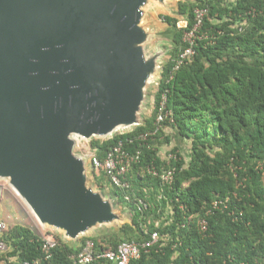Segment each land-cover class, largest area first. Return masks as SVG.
Returning <instances> with one entry per match:
<instances>
[{"label":"trees","instance_id":"obj_1","mask_svg":"<svg viewBox=\"0 0 264 264\" xmlns=\"http://www.w3.org/2000/svg\"><path fill=\"white\" fill-rule=\"evenodd\" d=\"M198 7L209 8L202 29L208 37L198 40L191 61L175 69ZM164 21L174 28L173 46L151 115L130 131L91 141L102 162L120 140L127 150L141 151L127 174L128 190L116 187L103 169H94L96 184L128 211L131 221L84 235L74 245L57 235L50 260L43 259L42 237L29 225L15 223L0 229L3 252L14 258L11 264H72L71 256L88 239L103 251L123 241L145 242L154 231L162 236L163 247H153L133 264H264V0H182L178 16L166 15ZM161 111L171 117L154 136L139 139L157 129ZM166 126L190 141L189 160L178 145L171 150L178 160L168 164L161 156V146L172 142ZM174 166L171 185L150 172L151 167L162 172ZM228 196L229 208L214 210L207 217V232H201L198 220L213 201ZM141 200L147 209H139Z\"/></svg>","mask_w":264,"mask_h":264},{"label":"water","instance_id":"obj_2","mask_svg":"<svg viewBox=\"0 0 264 264\" xmlns=\"http://www.w3.org/2000/svg\"><path fill=\"white\" fill-rule=\"evenodd\" d=\"M169 1L0 0V179L65 239L120 220L77 141L142 123L166 54L146 13Z\"/></svg>","mask_w":264,"mask_h":264},{"label":"built area","instance_id":"obj_3","mask_svg":"<svg viewBox=\"0 0 264 264\" xmlns=\"http://www.w3.org/2000/svg\"><path fill=\"white\" fill-rule=\"evenodd\" d=\"M196 22L194 26L185 32L184 40L187 42V47L180 51L177 58H175V69H179L181 66L185 65L191 61L196 55L195 47L198 44V40L208 37L207 32H203V26L206 18L209 16L208 7H198L195 10ZM166 96H164L162 102V110L165 109ZM167 117H171V112L165 111L160 112L157 118V129L155 131H147L141 133L138 138L142 140H147L149 136H154L156 132L162 127L163 122ZM131 142L134 139H130ZM89 140L79 139L77 141L76 149L89 157L93 169L101 170L103 169L107 176L110 178L111 182L118 188L123 190H128L130 188V182L128 181L127 174L129 172L132 164L138 162L142 155L140 150L135 152L127 150L125 148V143L120 140L117 145L108 153L105 161H101L95 150L88 144ZM167 163H171L172 160H178L179 156L177 153L169 152L165 157ZM177 167L165 168L162 172L157 170L155 167L150 168V172L156 176H160L163 183L171 185L175 181ZM127 200H130L128 194L125 195ZM230 197L216 199L213 201L212 206L208 209L205 215L198 220V226L201 232L206 233L209 226L208 216L213 213L214 210H222L229 208ZM140 210H145L148 205L144 201H140L138 204ZM181 208L184 205L181 204ZM2 227V223H0ZM162 236L158 231L152 232L150 238L145 242L137 241H123L116 248H111L103 251H98L96 249V244L93 240L88 239L84 244L82 250L78 254H73L72 264H98L102 260H107L111 264H133L134 261L140 260L143 254L150 253L153 247L158 246L163 247L164 242L161 241ZM58 242L55 238L51 236L42 237V253L43 259L50 260L54 255V248L57 246ZM0 249L5 250L6 246L3 242H0ZM40 260L35 261L38 264ZM25 264H30L26 262Z\"/></svg>","mask_w":264,"mask_h":264},{"label":"rangeland","instance_id":"obj_4","mask_svg":"<svg viewBox=\"0 0 264 264\" xmlns=\"http://www.w3.org/2000/svg\"><path fill=\"white\" fill-rule=\"evenodd\" d=\"M175 1L172 2L173 7H174L173 4L175 3ZM171 14L174 15V12ZM183 24H184V22H181V25H183ZM166 30H167V25L165 22H163L162 27L159 29V31L157 33L159 35V33L161 34L162 32H165ZM158 35L154 36V41H153V45H152L151 49L154 48V50H155V49H157L156 47H158L160 45L161 49L163 51L168 52L170 49L169 48L170 46L167 42L168 39L165 37H161V36L159 37ZM169 57H170L169 53L165 54V57L163 58V61H162L163 64H161V65H164V63L167 62ZM158 83H159V79L156 78L147 87L146 98L144 100V103L142 105L141 112H140L141 118H142V123L152 113L153 104H154V95L158 89ZM133 128L134 127H129V128H124V129L122 128L116 133L127 132V131L132 130ZM165 132L167 135L172 136V142L170 144H164L161 146V148H160L161 156L163 158H165L169 154V152H171L172 148L175 147L176 145H178L180 147V151L183 154V156L185 157V159L189 160L190 159V148H191L190 141L188 139L181 138L176 133V131L173 128H171L170 126L165 127ZM95 138H98V137H94L93 139H95ZM93 139L89 140L88 144H91V141ZM76 151L78 152L77 149H76ZM95 174L96 173H95L93 167H90L89 173H88L89 183L93 184L94 187L97 189L104 190V188H100L96 184V182L94 181ZM106 194L108 196H111L108 193H106ZM114 204H115L116 212L120 216V220L115 221L111 225L102 226L101 228L96 229L93 232L87 233L85 235H95L97 233L109 230L111 228L119 227L122 224L131 221V216L129 215L128 211L124 210L121 205L117 204V202ZM0 223H2V227H0V229H5L8 227H11L15 223H23V224H26V225H29L30 227H32V229H34L37 234L51 235L55 238L57 235L63 236L62 233L60 231H58L57 229H55L53 227H44L38 221V219L36 218L35 214L33 213L32 209L30 208V206L27 204V202L21 196H19L16 193V191L9 184V180H7V179L6 180L0 179ZM82 236H84V235H82ZM5 250H4V252H5ZM4 252L2 251L0 253V255L5 256Z\"/></svg>","mask_w":264,"mask_h":264},{"label":"crops","instance_id":"obj_5","mask_svg":"<svg viewBox=\"0 0 264 264\" xmlns=\"http://www.w3.org/2000/svg\"><path fill=\"white\" fill-rule=\"evenodd\" d=\"M173 1H175V0H170L169 2H168V6L167 7H165V6H162V5H157V6H155L154 8H149L148 10H147V13H146V22L148 23V25H150L152 28H153V30L156 32V34L158 35V31H159V29L162 27V25H163V22H165L164 21V16H166V15H170V16H178V4H179V2L180 1H182V0H176L175 1V3L173 4L174 5V7L172 6V2ZM174 12V15L173 14H171V13H173ZM166 23V25H167V30L165 31V32H162L161 34L159 33V37L161 36V37H165V38H167L168 39V44H169V48H172V46H173V43H172V38H173V35H174V28L173 27H171L167 22H165ZM154 35V36H157V35ZM164 38V39H165ZM153 41H154V38H152L151 39V41L149 42V45H148V49L150 50V51H152V52H155L156 51V49L154 50V48L153 49H151V47H152V45H153ZM156 46V45H155ZM157 48V47H156ZM170 52V49H169V51L168 52H166V54L167 53H169ZM41 237H46V236H51V235H41V234H39ZM62 235H63V233H62ZM51 237H53V236H51ZM53 238H55V237H53ZM62 238H64V236H62ZM80 238V237H79ZM78 238V239H79ZM56 239V238H55ZM65 239V238H64ZM77 239V240H78ZM67 242H69L70 244H75L76 242H77V240H71V239H65ZM2 251H4V250H1L0 249V253L2 252ZM14 261V258H7L6 256H1L0 255V264H11L12 262Z\"/></svg>","mask_w":264,"mask_h":264}]
</instances>
